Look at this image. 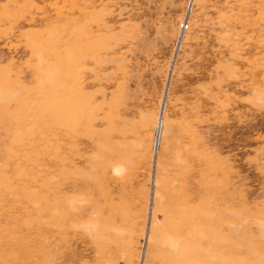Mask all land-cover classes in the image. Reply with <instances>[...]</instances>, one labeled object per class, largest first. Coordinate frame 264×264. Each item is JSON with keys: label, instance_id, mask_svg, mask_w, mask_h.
I'll list each match as a JSON object with an SVG mask.
<instances>
[{"label": "rangeland", "instance_id": "1", "mask_svg": "<svg viewBox=\"0 0 264 264\" xmlns=\"http://www.w3.org/2000/svg\"><path fill=\"white\" fill-rule=\"evenodd\" d=\"M0 264H264V0H0Z\"/></svg>", "mask_w": 264, "mask_h": 264}]
</instances>
